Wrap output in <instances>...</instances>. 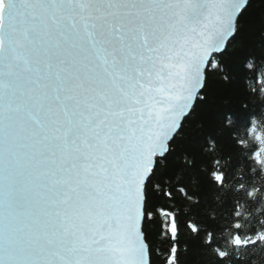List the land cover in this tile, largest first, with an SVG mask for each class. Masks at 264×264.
<instances>
[{
	"label": "snow or ice",
	"instance_id": "obj_1",
	"mask_svg": "<svg viewBox=\"0 0 264 264\" xmlns=\"http://www.w3.org/2000/svg\"><path fill=\"white\" fill-rule=\"evenodd\" d=\"M264 264V0H0V264Z\"/></svg>",
	"mask_w": 264,
	"mask_h": 264
},
{
	"label": "trees",
	"instance_id": "obj_2",
	"mask_svg": "<svg viewBox=\"0 0 264 264\" xmlns=\"http://www.w3.org/2000/svg\"><path fill=\"white\" fill-rule=\"evenodd\" d=\"M190 264H197V258L195 255H193L192 257H190Z\"/></svg>",
	"mask_w": 264,
	"mask_h": 264
}]
</instances>
